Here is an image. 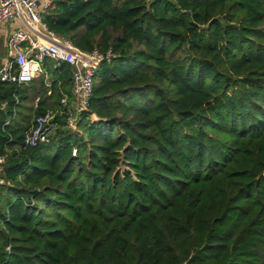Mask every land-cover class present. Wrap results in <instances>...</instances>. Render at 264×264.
Returning <instances> with one entry per match:
<instances>
[{
    "label": "trees",
    "instance_id": "obj_1",
    "mask_svg": "<svg viewBox=\"0 0 264 264\" xmlns=\"http://www.w3.org/2000/svg\"><path fill=\"white\" fill-rule=\"evenodd\" d=\"M42 20L113 56L75 129L70 64L0 83V264H264V0H52Z\"/></svg>",
    "mask_w": 264,
    "mask_h": 264
},
{
    "label": "built area",
    "instance_id": "obj_2",
    "mask_svg": "<svg viewBox=\"0 0 264 264\" xmlns=\"http://www.w3.org/2000/svg\"><path fill=\"white\" fill-rule=\"evenodd\" d=\"M51 2L52 0H0V25L14 19L22 24V28L15 29L8 37L6 55L0 63V83L23 85L44 75L46 84L50 85V74L45 62L51 61L54 67H59L64 62L70 64L73 103L69 108L67 124L75 129L78 114L89 107L96 72L103 59H110L113 53L111 49L106 53L97 49L83 51L69 39L61 38L50 30L43 22L42 14L47 11ZM20 101L19 95L14 94V105L18 106ZM60 102L67 107L68 96L64 95ZM10 104V100L0 97V109ZM55 116V112L48 110L35 117L26 130L25 147L50 141V136L57 127ZM9 122L10 120L6 124ZM6 163L7 158L0 155V184L5 182Z\"/></svg>",
    "mask_w": 264,
    "mask_h": 264
},
{
    "label": "crops",
    "instance_id": "obj_3",
    "mask_svg": "<svg viewBox=\"0 0 264 264\" xmlns=\"http://www.w3.org/2000/svg\"><path fill=\"white\" fill-rule=\"evenodd\" d=\"M18 28H22V24L18 19L6 21L0 25V63L6 55L8 37Z\"/></svg>",
    "mask_w": 264,
    "mask_h": 264
},
{
    "label": "rangeland",
    "instance_id": "obj_4",
    "mask_svg": "<svg viewBox=\"0 0 264 264\" xmlns=\"http://www.w3.org/2000/svg\"><path fill=\"white\" fill-rule=\"evenodd\" d=\"M22 115H27V112L24 111V112L22 113ZM121 169H122V170H125V169H127V167H126L125 165H121Z\"/></svg>",
    "mask_w": 264,
    "mask_h": 264
}]
</instances>
